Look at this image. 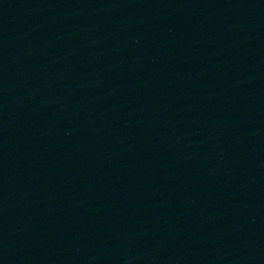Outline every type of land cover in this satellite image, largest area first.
I'll use <instances>...</instances> for the list:
<instances>
[{
    "label": "water",
    "instance_id": "water-1",
    "mask_svg": "<svg viewBox=\"0 0 264 264\" xmlns=\"http://www.w3.org/2000/svg\"><path fill=\"white\" fill-rule=\"evenodd\" d=\"M0 264H264V0H0Z\"/></svg>",
    "mask_w": 264,
    "mask_h": 264
}]
</instances>
